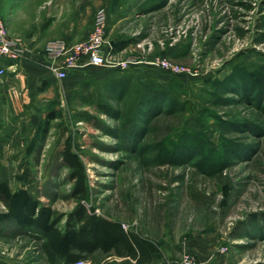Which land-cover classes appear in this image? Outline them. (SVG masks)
Instances as JSON below:
<instances>
[{"label": "rangeland", "instance_id": "1", "mask_svg": "<svg viewBox=\"0 0 264 264\" xmlns=\"http://www.w3.org/2000/svg\"><path fill=\"white\" fill-rule=\"evenodd\" d=\"M102 8L118 58L167 57L191 73L88 64L27 87L0 133L2 178L15 188L27 173L26 185L62 226L77 203L60 158L71 136L92 189L88 207L151 238L176 264L193 235L215 237L230 264H264V0H0L9 34L33 52L87 38ZM173 76L183 87L162 112L128 123L131 97L115 80ZM49 113V132L29 153ZM0 264L66 263L49 260L36 230L7 223Z\"/></svg>", "mask_w": 264, "mask_h": 264}, {"label": "trees", "instance_id": "2", "mask_svg": "<svg viewBox=\"0 0 264 264\" xmlns=\"http://www.w3.org/2000/svg\"><path fill=\"white\" fill-rule=\"evenodd\" d=\"M116 45L114 41L113 47ZM115 81V86L122 87V97L128 93L131 97L128 123L132 120L137 123L142 122L141 120L148 121L161 113L163 103L175 94L177 88L183 87V82L175 76L165 81L149 77L137 84L132 81ZM207 81L210 82L211 79ZM235 82L232 84H237ZM130 88L132 89L127 91ZM54 117L49 113L40 121L35 137L28 147L29 153L34 151L39 136L45 138ZM60 158L69 170V180L73 182L70 194L77 200L75 207L67 214L64 224L60 226L61 218L56 215L52 206L42 202L34 195L30 185H26L29 182L27 173L16 176L23 185L15 188H12L0 173V199L6 206V210L0 211V226L13 223L15 227L25 231L36 230L52 263L62 261L72 264L98 249L109 251L115 248L118 253L124 252L132 256L142 252L144 246L140 242L142 238L139 234L125 230L122 222L110 220L98 213L93 205H86L92 189L88 184L85 164L79 153L73 150L71 136L66 139L60 151Z\"/></svg>", "mask_w": 264, "mask_h": 264}, {"label": "built area", "instance_id": "3", "mask_svg": "<svg viewBox=\"0 0 264 264\" xmlns=\"http://www.w3.org/2000/svg\"><path fill=\"white\" fill-rule=\"evenodd\" d=\"M112 49L113 41L107 34V12L103 8L96 12L91 32L87 38L72 44L63 40L50 41L45 47L47 55L53 59L50 69L59 80L66 78L71 71L73 72L88 64L125 69L134 64L146 63L174 74L190 72L186 66L175 63L167 57L129 55L118 58ZM24 52L25 45L22 38L9 34L5 21L0 15V79L6 76L8 70L14 66ZM192 74L196 73L193 72ZM220 250L226 252L227 247L221 246ZM72 264L93 263L84 258H79ZM100 264L112 263L104 261ZM179 264H201V262L195 253L186 251Z\"/></svg>", "mask_w": 264, "mask_h": 264}, {"label": "crops", "instance_id": "4", "mask_svg": "<svg viewBox=\"0 0 264 264\" xmlns=\"http://www.w3.org/2000/svg\"><path fill=\"white\" fill-rule=\"evenodd\" d=\"M112 41L114 42V40ZM52 62L53 59L47 55L45 49L44 52H33L30 47L25 45L24 54L8 70L4 79L0 81V109L5 110V113L0 114V133L9 124L6 120L7 118L9 119V110H14L20 106L19 97L25 95V89L27 90V87L33 89L42 80L50 82L57 79L50 69ZM97 212L103 214L110 220L122 222V220L114 216L104 214L100 211ZM124 228L125 230H129L125 226ZM139 235L142 238L140 242L144 248L136 256L124 252L118 253L115 248H112L109 251H103L102 249L95 250L84 259L93 264H100L104 261H110L112 264H176V257L174 255L169 256L165 253L162 255L161 249L155 241L144 235ZM219 248L216 245L215 237L193 235L183 243L182 250L195 253L201 264H230L226 261L225 253ZM92 256H95V258Z\"/></svg>", "mask_w": 264, "mask_h": 264}]
</instances>
